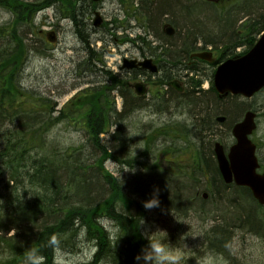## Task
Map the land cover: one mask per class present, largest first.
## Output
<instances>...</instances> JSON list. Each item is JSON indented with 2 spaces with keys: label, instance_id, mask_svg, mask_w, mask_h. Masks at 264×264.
I'll return each instance as SVG.
<instances>
[{
  "label": "trees",
  "instance_id": "16d2710c",
  "mask_svg": "<svg viewBox=\"0 0 264 264\" xmlns=\"http://www.w3.org/2000/svg\"><path fill=\"white\" fill-rule=\"evenodd\" d=\"M76 1L0 0L4 6H8L13 16L9 27L3 26L7 29L0 27V38L6 35L7 41L0 47V264H59L55 262L57 251L59 249L77 251L81 234L85 239L95 241V251L91 260L77 264H98L107 257L115 264H125V258L129 261L130 255H133V246L145 241L139 228L144 211L142 205L138 203L140 200H135L126 193L118 178L111 175L104 167L106 159H114L131 167L138 163L137 157L146 156L148 152L149 138L146 139L138 156H132L127 149L126 138L122 133L124 130L122 122L131 111L135 110V107H139L140 103L130 99L128 104L126 103L125 82L109 70L99 68V77L103 79L100 82L105 84L100 86L99 90L94 88L86 90L82 95H76L57 110L56 116H52L54 103L50 98L24 87L20 81V69L27 59L29 50L39 51L32 44L25 42L24 36L33 34V29L31 32L29 29L22 30V27L32 26L35 13L51 3H57L56 9L63 17L71 20L79 40L84 46L86 44L87 58L83 60L85 69L89 72L95 71L96 66L93 62L98 58L97 53L89 48L86 22L92 8L88 9L84 0V8L81 10L76 6ZM185 1H159L155 4L156 8H153L156 16L153 17L148 12L147 22L159 25L161 12L173 15L175 20L177 14L181 19L186 18V15L191 16V24L181 37L180 56L177 61L186 70L191 66L187 65L184 57L197 39L204 38L203 34L210 35L217 31L222 41L233 37L235 42L238 40L250 46L255 35L264 30V0H243L242 5L248 7V10L245 8L246 12H250L245 13V20L242 21L245 25L243 29H247V33L244 32L242 35H238L230 25L226 26L227 23L200 19L197 13L191 10L190 4L187 9ZM195 5L194 7L198 6L199 9L204 10L198 3ZM229 28L231 32L227 35ZM2 33L5 34L1 35ZM200 35L203 38L199 37ZM162 39L166 38L162 36ZM164 51L167 53V49L164 48ZM98 61L103 63L100 58ZM169 63H172L171 54ZM118 86L120 87L118 91L124 98L120 111L116 110L111 95V91ZM193 86L198 87L199 82H194ZM192 92L196 93L194 89ZM210 93H214L212 84L205 94L212 96L214 105L210 108V112L203 110V114L197 113L198 117L194 124V138L196 141L200 140V146L195 148L191 156L190 168L192 167L193 172L198 174L191 178L193 183L197 181L199 183V178L206 183L205 169L208 171L209 181L214 184L221 183L213 158L212 145L205 139L211 133L210 123L215 124V122L209 123V114L217 112L215 101L218 98L215 93ZM191 95L188 94L184 103L181 102L179 105L193 104L205 108L206 104L208 106L211 104L210 98L202 101L197 95L194 97ZM164 97L165 95L157 100L159 106H168L175 100L172 95H169L168 99ZM229 99H233L232 103L223 105V115L228 122L235 119L242 110V103H238L235 98ZM36 100L39 101L38 105H35ZM179 100L183 101L181 98ZM56 121L78 126L75 130L82 131L85 142L73 147L63 146L53 139L48 140ZM159 135H163V132L161 131ZM112 142L115 143V147ZM163 144L165 145L160 148L163 149V153H167L166 145L169 144H166V141H163ZM170 153L172 157L169 160L177 162L175 159L179 158L181 151L174 149ZM151 154L155 159L153 168L159 167L161 160L157 152L153 151ZM157 173L160 174L161 180L164 177L162 181L165 183L162 193L159 194L165 196L167 194L163 190L171 187L169 182L172 176L176 175L159 169ZM130 181L132 193L144 200L149 198L148 193L153 191L149 183L138 191L131 188ZM146 181L153 180L151 178ZM142 184L144 185L145 181H142ZM172 188L174 197L168 198L167 202L160 200V206L170 211L180 210L187 201L184 203L179 191L175 190L176 186ZM219 191L215 189V193ZM103 219L118 228L114 238L102 225ZM261 223L262 220L257 219L256 225L260 226ZM222 230L226 229H218L219 234L213 232L212 239V242L220 246L226 241L225 232ZM126 243L131 245L128 251ZM30 253H33L31 260L28 259Z\"/></svg>",
  "mask_w": 264,
  "mask_h": 264
},
{
  "label": "rangeland",
  "instance_id": "374dc122",
  "mask_svg": "<svg viewBox=\"0 0 264 264\" xmlns=\"http://www.w3.org/2000/svg\"><path fill=\"white\" fill-rule=\"evenodd\" d=\"M85 1L88 5V9H91L89 6L91 2L89 0ZM159 1L161 0H144L143 2L140 0H126V2H122L123 4H126L124 12L123 4L121 5L119 0H102L98 3L95 10H98L101 13L105 21H111V23L113 19L119 21L118 26H122L123 28L117 29L118 33H116V36L122 33L123 35H126V37L136 39L138 36L146 35V37L143 38L147 39V42L151 43V46H153L162 43L153 40L154 35L159 31V25L148 23L147 19L149 18V13H151L153 17L156 16V11L154 9L156 8L155 4L159 3ZM201 1L203 2L204 0ZM236 1L237 0H225L220 3L221 5L219 7H214L206 2L205 5H201L199 0H186L185 4L187 9L191 5V10L195 11L198 17L202 20L204 18L206 20L210 19L213 22L219 21L227 23L226 26L230 25L232 29L234 28L235 30H238L240 29L239 27L244 24L242 21L245 20V13H249L250 11L246 12L245 8L248 10V7L242 5V0L237 1L241 3L240 5L233 4L232 7H229L230 3ZM82 3V0H77L76 6L81 7ZM197 3L199 6H203L204 10L208 11L199 9L198 6L194 7ZM57 5V3H54L48 8L37 11L33 17V25L22 27V30L29 29L31 32L33 29V34L24 36L25 42L32 44L39 51L29 50V57L23 67V71L20 72V81L24 87L36 91L37 94L50 98L54 103V112L51 113L52 116L57 115V110L63 107L65 102L74 92L92 85L89 80H100L99 77H95L94 75L86 78L76 77L77 65L87 58L86 44L83 46L82 42L77 38L71 21L68 19H62L58 15L56 11ZM195 8L197 10H195ZM9 10L8 6H4L0 3V27L3 29H7L3 26L9 27L13 21V16ZM131 10L132 16L129 18L128 16ZM90 11H92V9ZM228 12L231 14L227 15ZM212 15L215 17H209ZM172 16L173 15L167 12H161L159 18L160 22L165 19L170 22L172 20L173 26L176 29V34L173 40L179 47L182 41L181 37L184 36V33L191 24V16L186 15V18L183 17L181 19L177 14L176 20ZM223 16H225V18H222ZM93 18L94 14L92 13L86 20L87 29L91 30V35L93 36L89 35V38L91 39V45L89 44V48L98 52V54L103 57L105 68L114 71L118 68V65H120L121 58L120 54L115 52V45L109 43V40L114 38L112 35L113 31L108 34L104 27L94 28L92 26ZM109 26H111V24L107 27ZM231 28L227 30V35H230ZM46 31H54L57 33V41H55L54 44H49L47 41L45 36ZM4 34L5 33H2L1 35ZM203 35L204 38L201 35L199 37L205 39L208 44L207 46L212 45L216 48L222 46L228 39L226 38L224 41L220 40V33L217 31L210 35ZM93 38L105 39V47L98 49L102 46V42H96L95 44ZM5 42H7L6 35L0 38V47H2ZM164 47H167V44H165ZM239 49L240 48L236 49V51ZM109 52H112L113 54H110ZM159 53H161V51ZM203 72L204 76H209L210 68L203 65ZM180 74L182 76H187L188 78L191 77V75L186 72H180ZM195 78L198 79L201 77ZM182 80L185 82V78ZM207 88L208 84L204 81L201 85V89L206 90ZM153 90L155 92V89ZM205 93L206 91H200L191 95V97L197 95L202 101L206 98H210L209 102H211V104L209 106L206 104L207 107L205 108H202L201 105L193 104H185L184 106H181L177 102H172L166 107L165 111H158L156 106L153 105L158 104V102H154L153 104H147L144 108L136 110L130 114L122 122V125L124 126L122 133L126 138L127 149L131 152L132 156L136 157L143 149L146 139L149 138L150 141L148 143L149 147L147 149V155L137 157L138 163L131 167L114 161V159H106L104 161L105 170H108L111 175L118 178L126 193L131 195L133 199L140 200L138 203L142 205V209L148 215V222H146L145 227L151 229L157 227L167 229L169 238L173 242H175L183 233L184 236H188L186 237V243L190 246L188 249L189 252L195 250L197 253H200L206 246L203 235L211 233V228L218 226L216 224H220L226 227L224 235L226 240L229 234V243L227 246L229 247L228 256H230L231 259H229V261L226 260L227 264H264V227L259 233L257 229L259 226L256 225V221L259 219V214L264 215V208H258L247 193L244 194L243 191L235 188H218L220 191L213 194H210L205 190L208 196L202 199L201 196H203L204 188H206L205 184L207 183L201 178H199V183H197L198 181L195 183L191 182V178L198 175L195 174V172H191L190 168L192 163L191 156L194 153L195 148L200 146V140L197 139L196 141L194 138V124L198 117L197 113L203 114V110L205 112H210V108L214 105L212 96ZM232 100L233 99L228 98L227 102H225V100L215 101L217 104L215 110L217 112L213 113L211 116L215 117L220 114L223 115V105L225 106V103H232ZM239 100L245 102V108L248 107L247 104H251L258 112V117L256 118L257 127L252 135V140L257 145L256 154L261 169L264 170V90L250 99L239 98ZM114 101L117 102V106L120 107V98L118 97ZM38 104L39 101L36 100L35 105ZM67 109L68 108H65V110ZM241 116L242 112L238 114V118H241ZM55 123L53 129H51L49 133L48 140L53 139L60 142L63 146L73 147L80 146L81 143L85 142V136L82 131L75 130L78 126L58 121ZM127 128L130 130L129 134L131 132H136L138 134L128 137L126 134ZM161 131L163 132V135H159ZM211 132L212 133L205 137L211 145L216 140L221 141L226 146H229L232 142L231 137L228 136L227 129L220 124L215 126V128H211ZM163 141H166V144H169L166 145L167 153H163V149L160 148L165 145L163 144ZM112 144H114L115 147V143L112 142ZM174 149L181 151V154L178 159H175L177 162H170L169 159L172 157L170 152ZM118 151L120 152V150ZM153 151L157 152V155L161 160L158 169L164 167L166 170H170V173H176L177 176L186 175L184 177L172 176L171 182H169L171 187L163 190V192L167 194L165 196L159 194L162 193L161 190L164 186L163 183H165L162 181L164 177L161 180L160 174L157 173L158 171L149 170L155 169L153 168L155 159L151 154ZM178 165L180 166V171L177 169ZM135 168V173L128 171L129 169L135 170ZM147 176L150 177L148 178ZM151 178L153 181H146ZM129 181L131 188L138 191L149 183L148 185L153 191L154 189H158L159 200L162 202L163 200L167 202L169 200L168 198L174 197V190L172 187L176 186L177 188H175V190L179 191V195L180 197H183L184 203L185 201L187 202L183 206L181 205L182 209H174L176 211H170L161 206L146 209L143 206L144 199L138 198L135 193L131 192ZM142 181H145L144 185L142 184ZM197 185H199V189H201L198 193ZM153 191L148 193L149 195L147 196H149V198L153 195ZM186 204L188 205L187 207ZM174 216L177 220L186 221L189 225L184 222L176 221ZM101 223L110 236L114 238L118 232V228L105 219H103ZM216 232L219 234L218 230ZM192 236L197 237L193 238ZM79 240L80 242L77 244V251L74 250L70 252L59 249L56 253L55 261L60 264H76L89 260L95 251V241L93 239H85L82 234L79 237ZM178 242L181 245L184 244L183 239ZM146 243L147 241L145 239V242L142 245ZM110 260L111 259L107 257V259H103L98 264H115ZM188 264H196L195 258H189Z\"/></svg>",
  "mask_w": 264,
  "mask_h": 264
},
{
  "label": "water",
  "instance_id": "95a60500",
  "mask_svg": "<svg viewBox=\"0 0 264 264\" xmlns=\"http://www.w3.org/2000/svg\"><path fill=\"white\" fill-rule=\"evenodd\" d=\"M100 23L101 18L96 13L93 25L98 26ZM164 27L168 35L173 34V28L169 24ZM46 36L49 41H54V32H49ZM195 55L204 57V53ZM138 64L150 71H156L150 58ZM123 66L132 67L135 64L134 61H127ZM170 84L175 85V82ZM133 86L138 94L145 92V86L142 83H135ZM214 87L220 97H225L229 93L250 97L264 87V33L246 54L228 59L217 68L214 75ZM254 117V112L247 111L243 119L233 126L232 134L236 138V143L229 148L227 155L220 143L214 144V152L224 182L230 183L234 180L239 185L248 186L257 201L264 204V173H256L258 163L254 155L255 146L248 138L255 128ZM217 120L224 121V117H218Z\"/></svg>",
  "mask_w": 264,
  "mask_h": 264
},
{
  "label": "flooded vegetation",
  "instance_id": "af4514ba",
  "mask_svg": "<svg viewBox=\"0 0 264 264\" xmlns=\"http://www.w3.org/2000/svg\"><path fill=\"white\" fill-rule=\"evenodd\" d=\"M81 1V0H79ZM120 4L122 5V0H119ZM84 2V1H82ZM123 2H126V0H123ZM97 4H94V6L96 7ZM125 3L123 4V10L125 12ZM84 8V4L83 6L81 5L80 9L82 10ZM162 30V28H161ZM117 43L115 45V52L120 54V57L123 59L124 57L130 58V59H135V60H142L146 57H151L153 59V62L155 64H157L159 72L156 73V75L151 76V74L144 68L140 67V66H135L132 68H125L122 67L121 65L116 69V71L114 72V75H116L118 77V79H123L126 86H127V90L125 92L126 95V103L128 104V102L130 100H136V101H141V102H146L149 101L153 96H154V83H155V79H159L163 80V69H162V60H161V56H164L162 53V47L161 44H156L152 46L151 50H147L144 54L141 53L140 49H137L136 47L132 46L131 42H127L128 40H125V38H120L118 40H116ZM157 41V40H154ZM203 42H200L198 39L196 40V43L190 47V51L188 52L187 56L184 57V60H190L191 62H195L196 59L192 58L194 53L196 52H203L205 50V47L202 46ZM167 53H165L166 57L169 58V55H172V61H174V63H176L178 61V58L180 56V52L179 50L181 48L178 47V45L176 44V42L174 40H169L167 42ZM208 49L212 52L213 56L216 54L217 50L215 49L214 46L210 45V47H208ZM158 51H161V53H158ZM156 52V53H155ZM113 54V53H111ZM199 61V59H197ZM172 67L177 68L176 65L173 64ZM171 75H169L170 77ZM176 76L178 77L179 74H176ZM135 82H141L143 84H145L147 86V94L139 96L137 94H135V91L133 89L132 84ZM99 83V82H97ZM94 87V86H93ZM118 87H115V89L112 90V94L115 95L116 97L120 98V102H121V107L123 106V100L124 98L121 96V93L118 91ZM168 90V88H167ZM161 92V90H159ZM170 93L173 95V97L176 96V93L171 90ZM115 97V99H116ZM130 99V100H128ZM142 108V107H141ZM131 114V112L129 113ZM209 187L214 188V187H219V185H213V184H209ZM206 239V246L204 247V249H213L216 252L221 253L224 258L226 260L229 261V259L227 258V253H226V246L225 243H221L222 246H218V245H214L211 246L208 242V239L210 238V235H206L204 237Z\"/></svg>",
  "mask_w": 264,
  "mask_h": 264
},
{
  "label": "clouds",
  "instance_id": "9594fccd",
  "mask_svg": "<svg viewBox=\"0 0 264 264\" xmlns=\"http://www.w3.org/2000/svg\"><path fill=\"white\" fill-rule=\"evenodd\" d=\"M129 132L130 130L127 128L126 134L128 137L138 134L136 132L129 134ZM128 171L135 173L136 168L135 170L129 169ZM143 206L146 209L160 206L158 189H154L153 195L143 201ZM176 221L188 224L186 221L177 219ZM145 225L146 220L143 217L139 228L141 229V236L146 239L147 243L141 246L140 251L135 256L137 264H188L189 258L193 257L196 260V264H227L224 256L213 249H202L200 253H197L195 250L189 252L190 246L186 243V237L188 236H184L183 233L173 242L169 238L167 229L161 227L151 229L145 227ZM192 237L195 238L197 236ZM181 239L184 240L183 245L178 242ZM32 256L33 253H30L28 259L31 260Z\"/></svg>",
  "mask_w": 264,
  "mask_h": 264
}]
</instances>
